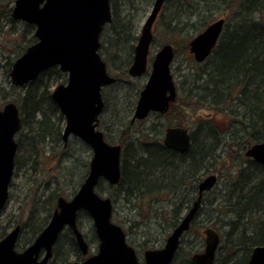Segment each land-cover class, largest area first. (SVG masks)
Returning a JSON list of instances; mask_svg holds the SVG:
<instances>
[{"label": "trees", "instance_id": "1", "mask_svg": "<svg viewBox=\"0 0 264 264\" xmlns=\"http://www.w3.org/2000/svg\"><path fill=\"white\" fill-rule=\"evenodd\" d=\"M13 1L0 0V48H7V56L4 57L7 77L13 60L36 40L33 35L34 25L11 17ZM124 1L109 0L111 21L103 27L100 35L99 54L106 62L107 69L109 61L116 64L114 58H117L116 80L108 86H115V93L121 88L118 81L129 77L127 67L132 60L133 47L138 37L135 35L138 25L133 12L136 6L124 10ZM219 11H228L229 19L225 20L218 41L206 59L208 63L192 73L187 90L178 86V96L187 100L186 105H196L210 114L206 119H199L191 129L188 150L178 153L164 147L156 134L159 127L155 124L146 130H133L129 118L133 104L128 105V110L121 118L112 122L116 139L109 134V130L103 131L108 142L121 145V177L118 184L111 186L116 189V197H122L129 203H133L132 200L136 198L141 203V200L148 199L150 203L153 200L151 198L158 194L173 196L174 201L169 202L173 206L170 215H166L167 212L158 215L160 220L156 222L160 227L165 224L166 228L171 229L177 224L183 207H188L193 200L191 191L196 189L197 182L204 175L216 172L222 152L231 146L245 149L264 140V0H167L164 11L159 15L165 18L162 23L166 41L174 46L175 35L187 25L192 26L194 18L206 13L209 20L195 26L193 35L187 36V42L210 23L213 13ZM65 79L66 74L53 66L21 87L14 86L10 81L7 86L0 83V103L4 104L12 97L9 101L17 104L21 117L20 131L24 129L31 134V146L35 154L44 144L61 140L64 118L50 93L53 86ZM141 87L139 81L133 86L129 84L124 88L122 96L128 97L129 103L134 102ZM103 100L99 128L105 125L102 115L107 102L104 93ZM214 115L228 118L225 131L219 130L212 123L210 118ZM17 144L19 148V141ZM84 176L85 173L80 176V183ZM102 183L105 181L100 179L97 188ZM226 183L228 186L222 194L223 206L224 212L231 217L227 220L225 231L221 233L214 262L246 264L253 247L264 244V166L247 159ZM54 195H50V199ZM136 205L142 213L144 209L139 203ZM145 210L149 217L151 207L147 206ZM51 211L49 206L43 221L36 223L32 222L34 211L31 210L26 219V225L31 229L30 237L24 244L16 245L23 248L29 244L43 228ZM218 212L222 213V210ZM82 213L85 212L78 214L80 229L79 218ZM90 229L92 238L89 241L94 243L96 237L92 225ZM65 231L71 237L68 249H60L63 247L60 246L59 237L53 248V256L59 257L62 254L55 262L58 259L60 264H71L73 260L70 256L78 258L81 255L70 231ZM176 256L177 253L170 264H190L188 259L185 263L176 261Z\"/></svg>", "mask_w": 264, "mask_h": 264}, {"label": "water", "instance_id": "2", "mask_svg": "<svg viewBox=\"0 0 264 264\" xmlns=\"http://www.w3.org/2000/svg\"><path fill=\"white\" fill-rule=\"evenodd\" d=\"M164 2L153 0L141 24L127 69L131 77L148 73L130 122L141 120L150 112L165 113L176 98L170 71L174 57L172 45L162 44L148 66L152 27ZM11 17L33 24L36 38L11 64V83L15 86L25 85L53 66L66 73V81L55 85L51 92L52 100L64 117L61 137L64 143L71 135L78 137L89 146L91 158L88 172L77 190L68 199L57 197L47 224L28 246L21 251L15 248L19 225L0 238V264H47L53 245L64 227L71 230L80 253L87 254L88 244L77 225L79 211H85L92 220L97 251L72 264H170L181 236L189 229L199 210L203 193L215 185L217 175L209 174L198 182L196 198L167 235L163 245L144 250L143 260L140 261L134 248L127 243L121 226L111 219V199L99 195L95 190L100 178L109 185H116L121 176V146L107 142L103 132L97 128L104 107L102 88L115 81L98 52L102 29L111 21L109 0H14ZM224 21L223 17L212 21L189 40L188 48L196 62H202L209 56ZM20 128L19 109L14 102L8 101L0 108V211L9 195L17 151L15 135ZM163 144L177 152L187 151L190 145L189 129L167 127ZM244 155L264 166V140L250 145ZM203 233V249L190 256L191 264H215L219 234L211 227L205 228ZM246 264H264V244L253 247Z\"/></svg>", "mask_w": 264, "mask_h": 264}, {"label": "rangeland", "instance_id": "3", "mask_svg": "<svg viewBox=\"0 0 264 264\" xmlns=\"http://www.w3.org/2000/svg\"><path fill=\"white\" fill-rule=\"evenodd\" d=\"M152 3L153 0H150L149 2L148 0H132V2L125 0L123 2L124 10L125 8L131 9L133 5L136 6V9H133L138 25L135 30V35L139 34L141 24L149 13ZM163 11L164 7L161 12ZM220 17L228 20L229 12L219 11L217 13H213L210 22ZM163 18L164 17H160L159 15L153 25L154 37L148 56L149 65L157 49L162 44L167 42V37L163 27L164 25L162 23ZM206 19L209 20L206 13L199 18H194L192 26L187 25L181 30V32L175 35L176 43L173 46L174 57L170 65V71L176 85L183 86L181 88H184L185 90L188 89V83L190 82L192 73L208 63L206 62L207 58L202 62H196L192 53L189 51L187 42V36L193 35L192 33L194 32V27L198 26L201 22H206ZM6 50V46L0 48V83L4 86H7L8 81H10V78L6 75L4 66V57L7 56ZM19 51L20 50L17 52ZM13 58L14 57L12 56V59ZM115 59L117 58H114L116 64H114L113 61H109L108 66V71L113 76H116L118 72V63ZM146 77L147 74L139 77H124V81L123 79L120 80L121 82L118 81L121 88L119 91H116V93L114 88L115 86L112 88L108 86L104 87L105 90L103 93L106 95L107 103L102 116L105 121V125L100 129L102 131L109 130V134L113 137V139H116V135L113 133V129L115 127H112V122L122 117V115L128 110V105L133 104L134 107V103L136 101L135 100L134 102L129 103L128 97L124 95L122 96L124 88H127L129 84L130 86L135 85V82L137 81L143 85L146 81ZM11 98L12 97H10L8 101ZM178 98L174 105L165 114L156 116L155 113H151L147 117L134 122L133 130H146L150 125L153 126L154 124L157 125L156 127H159V129L163 127L165 128L168 125H179L191 130L194 128L196 123H198L197 121L199 119H206L210 116L206 109H201L200 107L192 104L186 105L187 100L183 96H178ZM3 105V103H0V108H2ZM210 119L219 130H226L229 123L227 117L223 115H214L213 118ZM159 129L157 131H159ZM19 131L16 133L15 139L16 141H19L20 147L18 148L15 156L14 171L9 184V195L4 208L0 211V238L5 236L15 225L18 224L21 229L17 244H24L30 237L31 229L26 225V219L30 215L31 210L34 211L32 222L36 221V223H39L42 222L44 217L48 214L49 206L53 210L58 196L69 198L75 192L74 187L76 186L77 188L80 184V176L84 173L86 175L88 171L91 150L80 139L75 136H71L65 145L62 140L56 143L48 142L39 147L35 154V151L31 146L33 143V139H31L30 136L31 134L26 132L24 129L20 131V133ZM157 131L156 134L160 136V132ZM240 147L241 146H231L221 153L220 162L217 163L215 168L217 181L211 190H208L203 194L199 212L192 221L190 228L181 236V241L176 252V261H184V263L186 259L190 261V255L192 253L199 252L203 249V230L205 228L211 227L215 229L219 233L220 238L221 233L225 231L227 227V220L231 217L224 212L225 208L223 206L224 200L222 194H224L226 191L225 188L228 186L226 181L239 167L244 165L245 160L249 159L244 155V150L246 148L240 149ZM84 163L87 164L84 165ZM96 191L103 197H110L112 201L115 198V203H113L114 211L112 213V220L121 226L125 232L128 244L134 248L140 261L143 260L144 250L159 248L163 245L165 238L170 233L172 228H166L165 224L162 227L157 226L158 223L156 221L157 219L160 220L158 217L159 214L163 215L167 212L166 215H170V211L173 206L169 202L174 201L173 196L158 194L154 198H151L153 200L150 203L148 199L141 200V203L137 198L132 200L133 203H129L122 197H116V189L111 186L109 187L106 182L102 183L101 186H98ZM52 194L55 195L52 199H50V195ZM195 195L196 189L191 191L190 196L194 199ZM136 203H139L140 207L144 209L142 213L139 212V207H137ZM147 206L151 207L149 217H147L148 212L145 210ZM188 207H183L181 217L186 212ZM158 209H161V211H158ZM220 209L222 210V213L218 212ZM80 215V230L83 234H86L85 238L89 243V252L87 255L93 254L96 252L97 240L94 243L89 241L92 238V231L90 229L92 222L89 216L85 213ZM48 220L49 218L44 223V226ZM70 240V235L64 231L60 235V246L62 245L63 247L60 249L66 251L68 249L67 244ZM23 248L16 245L17 251H21ZM60 252L62 251L60 250ZM61 255L62 254H60L59 257L52 255L47 264H60L58 259ZM84 257L85 256L81 255L78 258L73 256H70L69 258L71 260H82ZM56 258L58 259L55 262Z\"/></svg>", "mask_w": 264, "mask_h": 264}, {"label": "flooded vegetation", "instance_id": "4", "mask_svg": "<svg viewBox=\"0 0 264 264\" xmlns=\"http://www.w3.org/2000/svg\"><path fill=\"white\" fill-rule=\"evenodd\" d=\"M166 1L167 0H165V2L163 3V5H162V8L164 7V5H165V3H166ZM136 41H137V39H136ZM135 45V44H134ZM173 47V46H172ZM174 49V48H173ZM133 51H134V47H133ZM133 55V54H132ZM46 70V69H45ZM108 70V69H107ZM109 72V71H108ZM110 74V73H109ZM115 80H116V78H115ZM61 83H63V82H61ZM59 84V83H58ZM113 84V83H112ZM57 85V84H56ZM175 85H176V83H175ZM55 86H53V88H54ZM53 90V89H52ZM52 90H51V92H52ZM50 96H51V93H50ZM177 96H178V85H176V98H175V100L173 101V102H171V104H170V106H169V108H168V110L174 105V103L176 102V99H177ZM52 99V98H51ZM136 100H137V98H136ZM53 101V100H52ZM54 102V101H53ZM55 103V102H54ZM56 104V103H55ZM57 106V105H56ZM58 108V107H57ZM59 110V109H58ZM167 110V111H168ZM166 111V112H167ZM165 112V113H166ZM152 113H155L156 114V116H159V115H163V114H165V113H163V114H161V113H158V112H152ZM99 121H100V116H99ZM135 122H137V121H135ZM65 123V122H64ZM64 123H63V125H64ZM134 122H131V124H133ZM98 124H99V122H98ZM163 126V125H162ZM161 126V127H162ZM171 126H174V125H171ZM176 126H179V125H176ZM167 127H169V125L168 126H166L165 128L163 127V128H160L159 129V137H160V141H161V144L164 146V144H163V137H164V133H165V129L167 128ZM181 127H183V126H181ZM62 134V133H61ZM69 137H71V136H69ZM76 137V136H75ZM78 138V137H77ZM61 139H62V137H61ZM69 139V138H68ZM68 139H67V141H68ZM79 139V138H78ZM164 147H166V146H164ZM167 148V147H166ZM169 149V148H168ZM172 150V149H171ZM174 151V150H173ZM177 152V151H176ZM88 166H89V164H88ZM100 179H102V178H100ZM195 196H197V190H196V195ZM70 198V197H69ZM195 198V197H194ZM57 199V198H56ZM68 199V198H67ZM56 205V204H55ZM55 207V206H54ZM54 209V208H53ZM79 214V213H78ZM77 214V215H78ZM47 224V223H46ZM69 230L70 231V233H71V235H72V237H73V239H74V243H75V245H76V242H75V238H74V236H73V234H72V232H71V230L68 228V227H64L63 228V230L59 233V235H58V237H57V240H56V242L58 241V239H59V237H60V235L65 231V230ZM41 231V230H40ZM19 233H20V230H19ZM83 234V233H82ZM18 236H19V234H18ZM83 237H84V239H85V241H86V238H85V236H84V234H83ZM56 242L54 243V245H53V248H54V246H55V244H56ZM87 242V241H86ZM87 244H88V251H87V253L89 252V243L87 242ZM76 247H77V245H76ZM53 248H52V255H53ZM77 249H78V247H77ZM78 251H79V249H78ZM80 252V251H79ZM81 255V254H80ZM86 255V254H85ZM51 258V257H50ZM50 260V259H49ZM49 260H48V262H49ZM74 261H79V260H73L71 263H73Z\"/></svg>", "mask_w": 264, "mask_h": 264}, {"label": "bare ground", "instance_id": "5", "mask_svg": "<svg viewBox=\"0 0 264 264\" xmlns=\"http://www.w3.org/2000/svg\"><path fill=\"white\" fill-rule=\"evenodd\" d=\"M191 141V140H190ZM178 153H183V152H178ZM220 243V242H219ZM219 245V244H218Z\"/></svg>", "mask_w": 264, "mask_h": 264}]
</instances>
